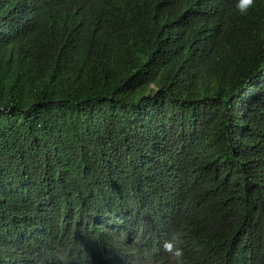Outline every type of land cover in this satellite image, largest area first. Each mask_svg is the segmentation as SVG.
Instances as JSON below:
<instances>
[{
  "label": "trees",
  "instance_id": "obj_1",
  "mask_svg": "<svg viewBox=\"0 0 264 264\" xmlns=\"http://www.w3.org/2000/svg\"><path fill=\"white\" fill-rule=\"evenodd\" d=\"M235 4L0 0V264H167L174 235L264 264V0Z\"/></svg>",
  "mask_w": 264,
  "mask_h": 264
},
{
  "label": "clouds",
  "instance_id": "obj_2",
  "mask_svg": "<svg viewBox=\"0 0 264 264\" xmlns=\"http://www.w3.org/2000/svg\"><path fill=\"white\" fill-rule=\"evenodd\" d=\"M255 4V0H236L235 8L240 13H246ZM101 17H105L108 14L100 11ZM182 240L177 239L174 235L172 239L163 242V251L167 254V264H186L185 251L181 246Z\"/></svg>",
  "mask_w": 264,
  "mask_h": 264
}]
</instances>
